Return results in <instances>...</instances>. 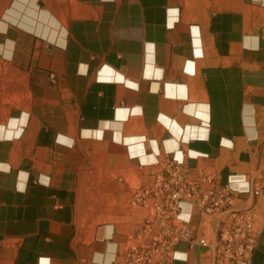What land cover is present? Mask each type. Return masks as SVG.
I'll return each mask as SVG.
<instances>
[{
  "label": "crops",
  "instance_id": "obj_1",
  "mask_svg": "<svg viewBox=\"0 0 264 264\" xmlns=\"http://www.w3.org/2000/svg\"><path fill=\"white\" fill-rule=\"evenodd\" d=\"M175 159L192 181L264 184V0H15L0 18V264H127L158 232L135 192ZM235 196L264 264V197ZM177 250L174 264H214Z\"/></svg>",
  "mask_w": 264,
  "mask_h": 264
},
{
  "label": "built area",
  "instance_id": "obj_2",
  "mask_svg": "<svg viewBox=\"0 0 264 264\" xmlns=\"http://www.w3.org/2000/svg\"><path fill=\"white\" fill-rule=\"evenodd\" d=\"M236 192L264 197V184L239 190L231 183L216 185L208 176L192 181L187 167L175 159L152 183L135 192V201L150 209L143 228L158 232L149 241L129 246L123 252L124 261L127 264L186 261L188 257L179 256L177 247L187 241L191 247L204 248L214 264H252L258 238L254 230L255 213L238 207ZM184 205L199 211L202 225H193L191 213L187 217L184 214Z\"/></svg>",
  "mask_w": 264,
  "mask_h": 264
},
{
  "label": "rangeland",
  "instance_id": "obj_3",
  "mask_svg": "<svg viewBox=\"0 0 264 264\" xmlns=\"http://www.w3.org/2000/svg\"><path fill=\"white\" fill-rule=\"evenodd\" d=\"M15 0H0V18L6 15V13L14 5Z\"/></svg>",
  "mask_w": 264,
  "mask_h": 264
}]
</instances>
